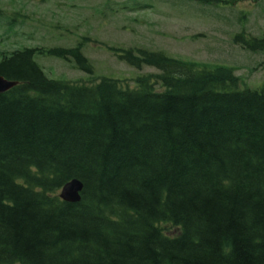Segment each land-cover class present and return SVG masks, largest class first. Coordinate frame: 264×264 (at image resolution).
<instances>
[{"label": "trees", "instance_id": "trees-1", "mask_svg": "<svg viewBox=\"0 0 264 264\" xmlns=\"http://www.w3.org/2000/svg\"><path fill=\"white\" fill-rule=\"evenodd\" d=\"M81 50L0 53L18 83L0 94V264H264V87L145 50L109 49L158 71L133 89L52 81L33 59L91 75ZM72 180L76 204L58 198Z\"/></svg>", "mask_w": 264, "mask_h": 264}, {"label": "rangeland", "instance_id": "rangeland-1", "mask_svg": "<svg viewBox=\"0 0 264 264\" xmlns=\"http://www.w3.org/2000/svg\"><path fill=\"white\" fill-rule=\"evenodd\" d=\"M264 34V0H0V53L26 49H72L82 45L92 74L50 55L34 62L52 81L95 85L102 80L135 87L158 71L133 69L109 51L145 50L233 70L243 87H264V52L234 43ZM1 58V56H0ZM159 91L160 89L157 88Z\"/></svg>", "mask_w": 264, "mask_h": 264}, {"label": "water", "instance_id": "water-1", "mask_svg": "<svg viewBox=\"0 0 264 264\" xmlns=\"http://www.w3.org/2000/svg\"><path fill=\"white\" fill-rule=\"evenodd\" d=\"M18 83L4 80L0 77V94H3L13 87L17 86ZM82 190V184L77 180H72L66 183L58 193V198L70 204H76L80 201V193Z\"/></svg>", "mask_w": 264, "mask_h": 264}, {"label": "bare ground", "instance_id": "bare-ground-1", "mask_svg": "<svg viewBox=\"0 0 264 264\" xmlns=\"http://www.w3.org/2000/svg\"><path fill=\"white\" fill-rule=\"evenodd\" d=\"M61 190V189H60ZM60 192V191H59Z\"/></svg>", "mask_w": 264, "mask_h": 264}]
</instances>
